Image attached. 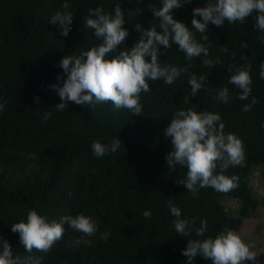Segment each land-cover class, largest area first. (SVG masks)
<instances>
[{"label": "trees", "instance_id": "1", "mask_svg": "<svg viewBox=\"0 0 264 264\" xmlns=\"http://www.w3.org/2000/svg\"><path fill=\"white\" fill-rule=\"evenodd\" d=\"M71 2L72 31L64 37L48 21L60 10L62 0H0V97L6 103L0 113V235L9 240L14 253L26 256L29 254L19 244L18 234L11 231V224L25 218L29 209L37 208L49 219L84 212L97 220L101 232L111 233L107 241L97 236L91 246L76 245L72 241L82 234L65 226L63 238L49 252L33 249L32 254L42 256V264H185L181 249L188 238L197 237L194 230L188 238L175 233L167 208L171 199L183 215L195 220V228L207 219L204 237H214L228 227L248 241L243 234L247 222L260 217L257 230L264 227L260 213L264 201L252 185L259 172L264 190V80L258 75L264 43L252 27L251 17L244 23L209 25V38L201 42L209 48L210 57L218 56L222 63L212 68L202 64V57L191 61L189 71L205 77L204 88L192 103H183L191 91L185 74L172 85L150 82L151 92L142 93L140 115L127 109L114 110L110 103L97 104L93 109L70 103L64 111H56L52 107L60 99L49 85L62 73L57 62L99 43L93 30L83 25V18L89 7L102 5L112 11L118 0ZM119 2L130 31L125 43L132 47L141 36L136 24H143L145 29L159 24V18L150 12L151 7L160 6L159 0ZM204 5L205 0H192L173 12L190 25L192 9ZM136 8L139 13L132 11ZM196 35L200 39L201 34ZM245 42L247 48L242 46ZM225 45L227 52L221 48ZM161 60L180 66L187 63L175 45ZM242 63L252 65L253 90L246 101L239 100V90L227 84L231 75L228 68ZM222 85L233 92L227 104L215 98ZM36 95L41 97L38 104ZM252 96L258 103L250 111H242ZM178 107L220 112L225 131L243 140L244 162L226 171L238 177L236 187L228 192L203 188L193 197L176 183L186 176L187 168L172 171L166 167L171 144L163 130ZM45 111H53L46 124L42 123ZM117 136L122 142L116 153L102 158L93 155V140L107 143ZM232 201L235 208L229 206ZM145 210H151L152 215L144 217ZM257 249L261 246L253 245L257 254L254 264H264V248L261 252ZM195 259L196 264H212L200 256Z\"/></svg>", "mask_w": 264, "mask_h": 264}, {"label": "clouds", "instance_id": "2", "mask_svg": "<svg viewBox=\"0 0 264 264\" xmlns=\"http://www.w3.org/2000/svg\"><path fill=\"white\" fill-rule=\"evenodd\" d=\"M191 2L159 0L160 6L150 10L159 18V24L153 23L148 29L143 24H136L135 28L141 36L132 47L125 43L130 31L125 27L126 12L119 0L112 11H106L102 5L89 7L83 25L93 30L99 43L79 54L65 55L57 62L62 73L57 74L56 81L49 88L58 95L60 102L52 108L64 111L70 103H74L93 109L97 104L110 103L114 110L127 109L133 115H140L143 114L142 93L151 92L150 82L162 81L165 85H172L185 74L191 91L183 98V103L189 104L204 88L205 81L204 75L198 76L189 71L191 61L202 57V64L212 68L222 63L220 57H210L209 48L201 42L208 40L210 24L221 27L225 21L228 24L244 23L251 17L252 27L261 34L259 39L264 43V0H205L204 6L192 9L189 25L177 19L173 10ZM71 8V0H62L60 10L48 19L64 37L72 31L74 15ZM132 11L139 13L140 9ZM197 33L201 34L200 39H197ZM122 44L125 45L123 50L119 48ZM173 45L185 56L187 63L183 66L161 60ZM242 46L247 48L248 44L245 42ZM221 48L228 51L226 45ZM228 71L231 75L227 84L239 90L236 93L239 100H248L253 90L252 65L242 63L229 67ZM258 75L264 80V61L259 63ZM232 95V90L222 85L217 89L215 98L227 104ZM34 100L38 104L41 97L36 95ZM257 103V98L252 96L251 101L243 105L242 111H250ZM5 107L6 103L0 97V113ZM52 116L53 111H45L42 123L46 124ZM225 128L220 112L178 107L163 130L165 139L171 144V150L165 156L166 167L172 171L178 167L187 168L186 176L176 180V183L183 185L193 197H198L203 188L228 192L237 185L238 177L227 175L226 171L244 162L245 146L236 133L225 131ZM121 142L119 136L107 143L93 140L92 153L97 158L114 154L121 148ZM167 208L173 217L171 225L177 235L188 238L194 230L197 237L188 238L186 247L181 249V254L186 257L185 264H196L197 256L210 260L212 264H254L257 254L253 245L239 232L224 227L214 237H204L208 229L206 218L195 228V220L183 215L181 207L171 199L167 201ZM151 215V210L143 212L144 217ZM65 226L82 234L72 241L76 245L83 243L91 246L93 238L99 236V239L107 241L111 236L109 231L101 232L97 220L84 212L49 219L37 208H32L25 218L11 224V231L18 234L19 244L29 255L14 253L9 240L0 235V264H42L43 257L33 255V249L49 252L63 238Z\"/></svg>", "mask_w": 264, "mask_h": 264}, {"label": "rangeland", "instance_id": "3", "mask_svg": "<svg viewBox=\"0 0 264 264\" xmlns=\"http://www.w3.org/2000/svg\"><path fill=\"white\" fill-rule=\"evenodd\" d=\"M252 185L254 187L255 192L259 195V198L264 201V190L262 188V180L259 176V172L255 173L254 178L252 179ZM234 202L232 201L229 203V206L231 208L234 207ZM260 213L262 214V221L264 224V204L260 209ZM261 218H256L252 221L247 222L246 227L243 231V234L248 236V241L253 244L254 246H261V249H257V252H261L262 249L264 248V227H262L260 230H257V226L260 224ZM256 251V249H255Z\"/></svg>", "mask_w": 264, "mask_h": 264}]
</instances>
